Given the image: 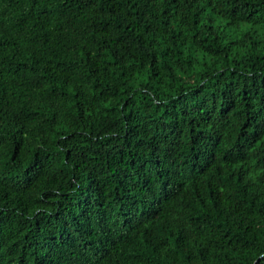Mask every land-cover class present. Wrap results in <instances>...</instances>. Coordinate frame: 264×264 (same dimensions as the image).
Returning a JSON list of instances; mask_svg holds the SVG:
<instances>
[{"label": "trees", "instance_id": "obj_1", "mask_svg": "<svg viewBox=\"0 0 264 264\" xmlns=\"http://www.w3.org/2000/svg\"><path fill=\"white\" fill-rule=\"evenodd\" d=\"M0 264H264V0H0Z\"/></svg>", "mask_w": 264, "mask_h": 264}]
</instances>
